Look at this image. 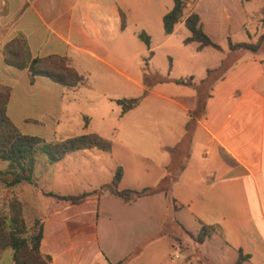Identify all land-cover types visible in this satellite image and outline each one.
Listing matches in <instances>:
<instances>
[{"label": "crops", "instance_id": "crops-1", "mask_svg": "<svg viewBox=\"0 0 264 264\" xmlns=\"http://www.w3.org/2000/svg\"><path fill=\"white\" fill-rule=\"evenodd\" d=\"M200 1L189 8L199 13ZM211 1L217 2L212 8L231 7L224 3L225 0ZM171 6L172 0H0V89L8 93L6 113L9 119L26 134L47 140L65 137L64 125L72 122L71 112L78 111L81 115L85 109L79 104L87 89L80 87L86 86L87 76L95 74L106 78L112 76L109 74L112 72L114 77L128 79L142 87L139 80L127 73L124 32L128 29L137 35L144 31L150 36V45L154 41L159 42L157 45L165 43L182 24L178 22L168 35L163 33L162 16ZM16 36L25 38L31 58L68 57L71 66L85 76V81L67 87L38 75L30 82L25 68L4 62L3 47ZM241 56L213 82L205 108L196 119L188 156L170 189L179 206L177 210L170 212L164 192L129 203L104 192L80 204L59 207L30 183L23 181L5 187L20 199L27 223V218L43 220L40 251L49 256V264H107L129 256L134 250V255L123 264H176L182 256L175 252L171 237L176 229L171 228V234L161 233L170 216L185 229L184 218L194 222L197 232L201 224L214 226L210 237L199 241L203 243L219 237L221 257L228 256L229 260L232 257L229 264H234L239 250L243 256L248 255L240 264H264V57L256 53ZM156 94L179 105L186 117L195 104L192 95L181 97L180 103V96ZM105 96L112 101L121 98ZM185 98H188L186 104L182 102ZM118 108L120 111L119 105ZM84 116L89 124L85 114H82L83 122ZM66 155L53 163L45 157H36L33 176L40 189L58 192L50 186L51 182L58 181L60 175L56 172L62 161H71L70 164L63 162L67 172H75L78 164L91 174L104 171L99 163L104 160L101 154H75L65 160ZM117 166L121 165L105 167L109 180ZM6 167L7 163L0 160V170ZM123 174L122 168V177ZM83 206H91L88 220L93 225L91 257H86V247L77 250L72 245L71 251H63L61 255L49 249L44 251L45 236H49L46 228L57 212L71 207L68 216L72 218ZM59 220L63 225L62 216ZM88 221L73 219L63 225L62 232L66 230L71 237L79 236L81 226ZM50 236L55 235L51 232ZM199 255L202 264H216L209 262L208 254ZM178 264L194 263L187 256Z\"/></svg>", "mask_w": 264, "mask_h": 264}, {"label": "rangeland", "instance_id": "rangeland-1", "mask_svg": "<svg viewBox=\"0 0 264 264\" xmlns=\"http://www.w3.org/2000/svg\"><path fill=\"white\" fill-rule=\"evenodd\" d=\"M224 3L231 7L222 9L215 6L212 8L217 2L211 0H201L199 3L203 28L220 46V50L209 46L198 50L196 42L184 44L182 40L189 35V31L181 24L165 43L157 45L159 42H152L150 50L153 53L149 56L146 44L137 35L128 29L125 30L127 73L139 80L142 87L128 79L114 77L112 72H109L112 76L106 78H99L95 74L87 76L86 86L80 87L87 89V92L82 93L79 106L85 107L82 109V114L89 117V124L85 127L82 114L72 111V122L65 124L63 130L66 131L63 133L65 137H68L66 136L68 134L96 132L110 140L111 150L106 153L91 148L68 153L65 157L66 160L75 154H101L104 156V160L99 163L104 171L96 175L91 174L84 170L81 164H78L75 172L70 170L67 172L64 163L70 164L71 161H62L59 171L56 172L60 175L58 181L51 182L52 190L63 194H76L84 190H91L98 183L108 182L109 176L105 167L110 165L122 166L124 174L120 185L126 187L140 188L155 185L167 174L165 167L170 161V153L164 147H173L180 140L183 135L182 125L188 117L179 105L174 104L168 98L159 97L156 93L163 96H180V100L181 97L187 95H192L195 98L196 89L193 86L176 84L172 81L160 82L157 80L158 76L174 79L193 75V82L199 84L206 78V70L216 68L227 56L229 52L228 37L233 42H255L264 32V16L260 10L264 0H225ZM226 13L229 15L227 16ZM139 52L141 53L138 54ZM249 53H256L258 56L264 57V48L257 52L243 51L233 53V55L242 57V54L248 55ZM105 94H108L109 97L112 95L118 97L140 96L142 101L136 108L120 116L119 108L116 109L115 102L107 98ZM187 99H183L182 102L188 103ZM37 157L44 158L45 156L39 153ZM44 184L47 185L48 182L44 181ZM22 192L23 190H20V193ZM12 195L15 194L5 189L0 182V200L8 199ZM47 198L56 202L55 204L59 207L70 206L64 201L52 197ZM52 207L48 209L50 210ZM70 209L71 207H63L60 212H57L54 219H51L46 228L49 236H45L44 251L49 249L54 254L61 255L63 251H71L70 245H72L73 249L77 250L86 247L88 250L86 257H91L93 225L91 221H88L91 218V206L78 208L80 212L73 214L72 218L68 216L71 212ZM61 216L64 224L71 223L73 219L74 221L85 219L88 222L81 226L79 236L72 235L73 237H71L66 230L62 232L64 224L62 225L59 220ZM27 220L29 222L26 221L27 226H31L33 221L29 218ZM184 221L187 231L189 230L193 235L190 236L184 231H180V228L173 231L174 236L171 237L175 252L182 255L176 264L183 262L187 256H190L192 263L202 264L198 257L202 253L208 254L209 262L213 261L216 264H229L232 261V257L230 260L228 256H224L225 259L221 257L222 242L219 237L214 236L211 241L205 240L202 243L197 239L198 227L195 226V223L186 218ZM51 232L55 236H50ZM11 253L10 248L2 250L0 264H14ZM176 255L174 254V257H177ZM203 264L210 263L204 262Z\"/></svg>", "mask_w": 264, "mask_h": 264}, {"label": "trees", "instance_id": "trees-1", "mask_svg": "<svg viewBox=\"0 0 264 264\" xmlns=\"http://www.w3.org/2000/svg\"><path fill=\"white\" fill-rule=\"evenodd\" d=\"M197 0H172V6L162 16V28L165 35L170 34L175 25L181 22L189 31V35L183 38L184 44L196 42L197 49L209 46L220 50V46L203 29L199 14L189 8ZM264 16V4L260 8ZM137 37L149 48L150 36L139 31ZM229 52L216 68L206 70V78L199 84L193 82V75L169 79L159 77L160 82L172 81L176 84L193 86L196 89L195 104L187 111V120L184 124V132L180 140L167 150L170 153V162L166 165L167 174L157 184L140 188L121 187L122 167L117 166L111 179L91 190H84L76 194H63L40 189L34 180L33 170L36 157L39 153L44 154L50 163L61 160L64 155L84 149H99L109 151L111 141L96 132L82 133L68 137H59L47 140L37 135L21 132L9 119L6 113L7 90L0 89V160L7 163V167L0 170V182L4 187H11L20 182H27L40 190L44 196L53 197L69 204H80L88 197H99L108 192L124 203H129L140 197L164 192L170 212L178 209L175 198L170 194V189L177 175L182 169L188 156L191 138L196 119L205 108L206 98L210 95L209 90L213 82L222 77L225 71L240 57L233 53L257 52L264 48V32L255 42H233L228 37ZM149 56L152 50L149 49ZM235 57V58H234ZM4 62L19 69H26L30 82L38 75L45 76L62 86L74 87L85 81V76L71 66L66 56L47 55L31 58L26 40L23 36H16L7 41L3 47ZM147 59V58H145ZM147 90V89H146ZM115 103L120 106L119 115L137 107L142 99L137 97L116 98ZM88 118L84 116V126H87ZM181 228L185 233L192 236L176 219L168 217L164 224L163 232L170 233L171 228ZM215 230L214 226L201 224L196 233L198 240L210 237ZM171 234V233H170ZM43 237V220L35 218L31 226H27L20 199L12 195L8 199L0 200V252L10 248L11 259L14 264H49V256L40 251ZM136 250L129 256L107 264H123V261L134 255ZM248 255L243 256L241 250L234 264H240Z\"/></svg>", "mask_w": 264, "mask_h": 264}, {"label": "built area", "instance_id": "built-area-1", "mask_svg": "<svg viewBox=\"0 0 264 264\" xmlns=\"http://www.w3.org/2000/svg\"><path fill=\"white\" fill-rule=\"evenodd\" d=\"M177 256V255H176Z\"/></svg>", "mask_w": 264, "mask_h": 264}]
</instances>
